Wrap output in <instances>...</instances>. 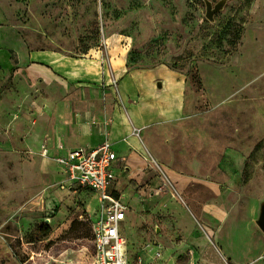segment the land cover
<instances>
[{
  "label": "rangeland",
  "instance_id": "rangeland-1",
  "mask_svg": "<svg viewBox=\"0 0 264 264\" xmlns=\"http://www.w3.org/2000/svg\"><path fill=\"white\" fill-rule=\"evenodd\" d=\"M36 51L97 59L100 80ZM117 113L144 160L116 180L128 264H264V0H0V264H93L98 196L41 152L108 139Z\"/></svg>",
  "mask_w": 264,
  "mask_h": 264
},
{
  "label": "built area",
  "instance_id": "built-area-1",
  "mask_svg": "<svg viewBox=\"0 0 264 264\" xmlns=\"http://www.w3.org/2000/svg\"><path fill=\"white\" fill-rule=\"evenodd\" d=\"M126 138L118 142L104 140L97 146L66 148L58 144L55 151L42 147V154L60 167L71 183L87 187L98 196V205L91 215L93 232V264H128V239L123 233L128 208L115 188V164L123 151Z\"/></svg>",
  "mask_w": 264,
  "mask_h": 264
},
{
  "label": "crops",
  "instance_id": "crops-1",
  "mask_svg": "<svg viewBox=\"0 0 264 264\" xmlns=\"http://www.w3.org/2000/svg\"><path fill=\"white\" fill-rule=\"evenodd\" d=\"M32 58L37 64L45 65V67H47V69L51 71L53 74L66 78L70 82L88 81V80L98 81L100 80V77H101V65L97 59H91V58L76 59L60 51H45V52L36 51L35 54H33ZM152 70L153 69H150V71ZM125 78L123 81V85L126 87L129 84H127L128 78L126 79ZM156 83L157 82L152 83V86H153L152 89L155 91L164 86V83H162L161 81H159L157 85ZM137 86L138 85L134 84V88L138 92L139 86L138 87ZM144 97L147 98L148 106L146 110L144 111L143 118H141V116H139L135 112V110L133 111L132 116L135 121V124L137 123L146 124L147 122L150 123V118L152 116H155V111L153 110L154 106L153 104L149 103L150 99L148 98V91H146V94L144 95ZM176 106L178 107H176V110L174 111H171L169 108V113L173 112L175 113V115L178 113L180 114V110L178 109L179 100ZM174 109H175V106H174ZM155 117H157V115ZM89 130L90 129L85 131L83 135L81 133H77V134L74 133V136L68 135L66 138H63L65 139L64 143L61 142L60 144H63L66 148H76V147H84V146H97L104 141L105 138L101 136L100 134H98L95 137L90 136V134L88 133ZM143 132L146 133V131H143ZM133 135L134 133H133L132 125L130 124V122H128L125 116H123L121 113H117L114 117V122L111 128V131L109 135L107 136L108 139H110V141L112 142H118L121 139H123V137L129 136V138L131 139V142L137 144V142L134 140L135 138L133 137ZM73 142H77L79 143V145L73 146L71 144ZM57 146H52L50 147V149L53 150L54 152ZM126 147H127V144L125 145V149L123 151L118 152V160L116 163L117 175L118 173H120L122 165L124 164V160L127 156L129 157L131 163L133 162L143 163L144 161L141 155H139L136 152V150L129 151L128 155H126L125 154ZM139 147L137 145V148ZM117 168H119V170H117ZM115 188H116V184H115ZM127 220H128V212H127L126 220L123 223V233L126 235L128 239V235L125 232V227H126L125 223ZM201 243L203 242L201 241ZM128 245H129V239H128Z\"/></svg>",
  "mask_w": 264,
  "mask_h": 264
},
{
  "label": "water",
  "instance_id": "water-1",
  "mask_svg": "<svg viewBox=\"0 0 264 264\" xmlns=\"http://www.w3.org/2000/svg\"><path fill=\"white\" fill-rule=\"evenodd\" d=\"M221 7H222L221 4H218L215 8H213L211 4H208L207 16L212 19L214 17L215 13L217 11H219L221 9ZM258 225L260 226V228L264 232V205L262 206L260 219L258 220Z\"/></svg>",
  "mask_w": 264,
  "mask_h": 264
},
{
  "label": "trees",
  "instance_id": "trees-1",
  "mask_svg": "<svg viewBox=\"0 0 264 264\" xmlns=\"http://www.w3.org/2000/svg\"><path fill=\"white\" fill-rule=\"evenodd\" d=\"M155 42H158V41H155ZM15 63H17V60H15ZM76 223V222H75ZM92 238H93V232H92Z\"/></svg>",
  "mask_w": 264,
  "mask_h": 264
}]
</instances>
